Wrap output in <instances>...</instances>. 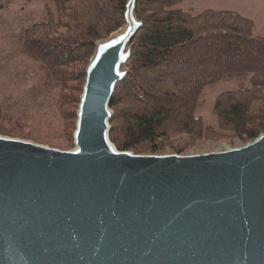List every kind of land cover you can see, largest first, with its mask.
<instances>
[{
	"label": "water",
	"instance_id": "water-1",
	"mask_svg": "<svg viewBox=\"0 0 264 264\" xmlns=\"http://www.w3.org/2000/svg\"><path fill=\"white\" fill-rule=\"evenodd\" d=\"M95 44L62 151L0 135V264H264V134L204 155H136L111 101L144 24Z\"/></svg>",
	"mask_w": 264,
	"mask_h": 264
},
{
	"label": "trees",
	"instance_id": "trees-1",
	"mask_svg": "<svg viewBox=\"0 0 264 264\" xmlns=\"http://www.w3.org/2000/svg\"><path fill=\"white\" fill-rule=\"evenodd\" d=\"M43 1L46 18L21 31L19 53L39 64L46 83L61 90L58 105L72 130V148L79 105L70 99L72 83L81 84L82 95L95 43L125 26L129 0ZM185 1H137L144 26L133 41L130 73L110 104V139L119 151L159 155L171 148L181 155L226 135L252 142L264 134V38L254 35L252 20L235 12L174 9ZM225 81H237L240 88L217 98V132L198 113L206 89ZM4 119L0 106V134L11 135L1 125Z\"/></svg>",
	"mask_w": 264,
	"mask_h": 264
},
{
	"label": "rangeland",
	"instance_id": "rangeland-1",
	"mask_svg": "<svg viewBox=\"0 0 264 264\" xmlns=\"http://www.w3.org/2000/svg\"><path fill=\"white\" fill-rule=\"evenodd\" d=\"M7 1L0 0V7H3ZM45 5L46 2L43 0L31 2L18 0L8 8L5 6L0 8V106L5 115L1 125L12 133L0 135L62 151H71L75 149V131L73 146L69 148L72 130L66 127L59 110L61 90L46 83L44 72L39 64L19 53L21 31L45 20ZM51 7L55 13L54 6L51 5ZM174 9L192 14L206 10L235 12L252 20L256 24L257 34L261 35V32H264V0H186ZM122 29L105 40L110 39ZM125 69L129 70L127 67ZM80 86L79 83H72L70 92V99L74 101L78 99L79 105L82 96L79 93ZM238 88L240 86L237 81H225L206 89L203 108L198 113L206 127H212L219 132L217 120L213 114L215 102L220 95ZM249 143L251 142L226 135V138L221 140L201 142L181 155L194 156L225 152L244 147ZM174 154H176L175 150L168 148L159 155Z\"/></svg>",
	"mask_w": 264,
	"mask_h": 264
},
{
	"label": "crops",
	"instance_id": "crops-1",
	"mask_svg": "<svg viewBox=\"0 0 264 264\" xmlns=\"http://www.w3.org/2000/svg\"><path fill=\"white\" fill-rule=\"evenodd\" d=\"M244 17V16H243ZM248 19V18H247ZM255 24V23H254ZM254 35L259 38H264V32H261V35L257 34L256 24L254 29Z\"/></svg>",
	"mask_w": 264,
	"mask_h": 264
}]
</instances>
